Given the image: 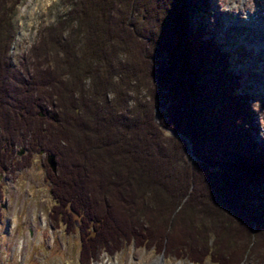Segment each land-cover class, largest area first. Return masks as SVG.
Wrapping results in <instances>:
<instances>
[{
  "label": "trees",
  "instance_id": "16d2710c",
  "mask_svg": "<svg viewBox=\"0 0 264 264\" xmlns=\"http://www.w3.org/2000/svg\"><path fill=\"white\" fill-rule=\"evenodd\" d=\"M20 1L0 0V172L29 166L17 144L55 156L49 216L79 235V261L129 242L192 263L264 258L250 97L237 93L227 55L187 28L209 0H73L33 46L30 74L8 54ZM197 165L218 192L197 191Z\"/></svg>",
  "mask_w": 264,
  "mask_h": 264
},
{
  "label": "rangeland",
  "instance_id": "374dc122",
  "mask_svg": "<svg viewBox=\"0 0 264 264\" xmlns=\"http://www.w3.org/2000/svg\"><path fill=\"white\" fill-rule=\"evenodd\" d=\"M72 6L73 0H21L16 5L12 17L16 34L8 50L16 68H24V63L29 65L33 61V46L39 44L45 28L64 18ZM186 21L187 28L202 30L203 37L227 55L229 68L238 76L237 93L251 100L255 129L252 140L264 152V0H209V5L203 7L195 3V10L187 15ZM69 31L70 28L66 33ZM28 69V74L32 73L31 65ZM146 89H139L140 98L145 101L148 100ZM21 147L23 153L16 157L30 156L29 166L12 175L0 174V264H83L78 258L79 235L50 220L51 184L45 179V154L29 152L26 145L15 149L19 151ZM192 165L190 161L189 166ZM196 167L197 191L208 188L218 192L210 172L201 165ZM250 190L253 203L264 213V180L257 188L251 185ZM217 192L211 193L218 195ZM202 200L208 199L202 194ZM217 200L212 198L209 206L217 207ZM212 239L210 236L208 240ZM89 264L217 263L209 257L192 263L185 253L169 252L164 256L152 244L129 242L113 255L100 253ZM240 264H264V258L250 257Z\"/></svg>",
  "mask_w": 264,
  "mask_h": 264
},
{
  "label": "water",
  "instance_id": "95a60500",
  "mask_svg": "<svg viewBox=\"0 0 264 264\" xmlns=\"http://www.w3.org/2000/svg\"><path fill=\"white\" fill-rule=\"evenodd\" d=\"M23 152V150L21 149L19 154H21ZM47 163L50 167V169L53 171V172H56V169H57V163H56V159H55V156L53 154H48L47 157Z\"/></svg>",
  "mask_w": 264,
  "mask_h": 264
}]
</instances>
